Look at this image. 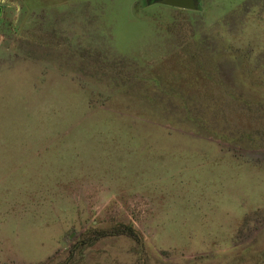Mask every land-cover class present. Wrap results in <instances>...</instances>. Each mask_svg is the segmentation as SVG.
Segmentation results:
<instances>
[{"label":"rangeland","instance_id":"1","mask_svg":"<svg viewBox=\"0 0 264 264\" xmlns=\"http://www.w3.org/2000/svg\"><path fill=\"white\" fill-rule=\"evenodd\" d=\"M0 264H264V0H0Z\"/></svg>","mask_w":264,"mask_h":264},{"label":"water","instance_id":"2","mask_svg":"<svg viewBox=\"0 0 264 264\" xmlns=\"http://www.w3.org/2000/svg\"><path fill=\"white\" fill-rule=\"evenodd\" d=\"M160 3L172 5L175 7L193 9L196 6V0H157Z\"/></svg>","mask_w":264,"mask_h":264}]
</instances>
